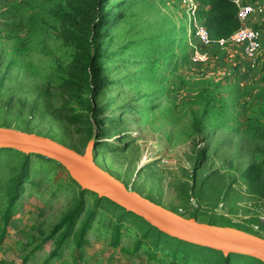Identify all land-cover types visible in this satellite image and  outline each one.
<instances>
[{"label": "rangeland", "instance_id": "rangeland-1", "mask_svg": "<svg viewBox=\"0 0 264 264\" xmlns=\"http://www.w3.org/2000/svg\"><path fill=\"white\" fill-rule=\"evenodd\" d=\"M174 1L169 0L167 6L166 0H109L105 7L112 15L120 12L122 18L105 28L102 48L108 57L102 58L100 66L108 68L107 80L97 84L92 96L95 118L91 124L101 133L91 139L95 163L131 190L186 218L195 211L198 222L246 227L264 237V194L241 176L250 163L264 157V144L244 135L242 117L236 113L242 110L243 99L252 98L259 87V66L245 85L227 88L221 80L214 91L228 102L223 119L215 121L211 115H202V101L194 96L195 90L204 87L202 79L189 80L175 91L178 78L169 71L170 65L162 69L165 79L156 80L148 71V49L141 55H135L141 49L123 51L130 41L159 33L166 22L175 28L180 23L183 33L188 30L187 15ZM56 3L64 4L63 0H0V126L43 135L74 149L81 133L60 118L63 112L70 114L79 107L55 81L75 49L65 42L49 12ZM244 91L248 94L241 99ZM193 117L201 118L199 131ZM19 153L0 148V234L4 233L0 262L44 264L55 242L42 240L59 222L78 188L61 165L29 155L25 178L18 183L19 194L5 224L10 175L21 165ZM207 175L210 184L199 193V183ZM195 181L196 195L190 189ZM85 199L94 202L89 193ZM96 212L82 255L78 257L72 243L66 242L45 264H73L74 258L78 264H173L166 250H153L155 259L150 258L148 241L134 249L140 233L129 220L114 246L110 234L114 211L102 202ZM238 259L237 264L247 261Z\"/></svg>", "mask_w": 264, "mask_h": 264}, {"label": "trees", "instance_id": "trees-1", "mask_svg": "<svg viewBox=\"0 0 264 264\" xmlns=\"http://www.w3.org/2000/svg\"><path fill=\"white\" fill-rule=\"evenodd\" d=\"M108 1L109 0H63V5L56 3L49 9L51 16L60 25L65 42L75 49L72 60L67 67L63 69L62 75L56 78L55 84L57 88H60L62 91H67L68 95L73 98L74 102L79 107V110L74 109L70 114H64V109H60V111L63 112V117L60 119L65 124L76 125L78 132L81 133L79 145H76L74 148L78 152H80V148L84 150L88 142L93 139L95 135L99 136L101 134L98 130H95L91 124L92 120L94 121L95 118L92 96L95 88H97V84L107 80L105 73L108 71V68H102L100 66L102 58L108 57L102 48L104 42L103 37L106 35L105 28L111 27L115 23L116 18H122L120 12L112 15L110 9H105ZM196 1L199 5L197 16L207 28L211 38L227 37L239 27V22L236 18L237 6L233 0ZM116 6H120V4ZM206 6H208V8H206ZM26 19L29 20L30 18ZM163 46L166 47L163 48ZM135 49L142 50L141 52H135V55H141L145 52L144 50H149L146 51L149 54L150 63L148 71L150 74L154 75L153 78L156 80L165 79L162 69L164 66L170 65L169 71L174 72V76L176 79L178 78L177 85L173 87L175 91L182 89L189 80L200 82L202 79L201 82L204 84V87L194 91V96H196L199 101H202V115H211L215 121L223 119L226 113L228 98L221 96L222 94L219 95L218 92L214 90L221 84V80H225V76L214 80L210 76L200 75L203 63H188V55L190 53H188L186 38L181 30L180 23L177 25V28H175L170 22H166L165 25L160 27L159 33L151 34L145 40L136 39L135 41H130L128 45L123 47L124 52ZM258 66V73L260 74L258 78L259 87L249 100L243 99L244 95L246 93L248 94L247 91L241 94V99H243L241 105L242 110H236V113L242 117L240 126L243 128L244 135L252 141L260 140L264 144V59H259L256 69ZM182 69L189 70L191 73H182L180 72ZM195 69L196 72H193ZM256 69H254L253 74ZM101 73L104 75H100ZM191 74L197 75V77H189ZM245 83L247 82L241 81L238 84L229 83L225 84V87L232 88L227 85L238 87V85H245ZM252 101H254V103H252ZM217 104H220V106L217 107ZM193 120L196 131H199L200 128L198 124L201 118H194ZM261 153L264 155V150ZM19 154L22 157L21 165L10 175V191L7 194L8 201L4 208L5 224H7V221L10 219L9 214L12 212L13 201L19 194V182L25 178L24 173L28 169L29 155H32L23 152ZM241 176L245 178L248 183L252 184L255 189L264 194V157H261V159L256 162L250 163L242 171ZM207 178L208 175L205 177L206 180L200 181L198 186L199 193L202 189L204 190L205 184H210ZM72 182L78 188L77 196L73 198L72 202L68 204L65 212L61 214L59 222L53 226L49 234L42 240V242H45L53 239L55 242V246L48 258L44 261V264L57 256L63 244L66 242L72 243L77 251L76 255L78 257L82 255V247L87 244L85 236L96 216V209L102 202L106 204L108 209L114 211L113 214L115 219L110 223L112 228L110 234L114 238V246L118 243L121 234L120 229L123 227L124 222L129 220L137 227L140 233L139 236L135 238L134 249H138L140 245L148 241L152 251L148 249L147 252L149 254H147L153 259H155L153 250L159 249L166 250L171 255L173 264H237L240 263L239 257L247 258V261L243 264H263L261 261L249 256L233 253L225 256L220 251L171 237L151 226L141 217L126 211L109 199L98 197L93 192L81 189L75 181L72 180ZM13 183L14 187L12 188L11 185ZM124 184L127 186L126 183ZM197 184V181H195L190 186V189L193 190L195 195ZM86 193L93 196L94 202L85 199ZM171 211L179 213L176 209H172ZM195 213V211L192 212L190 217L187 218H194L197 221ZM256 221V219H251V222ZM224 226L232 227L229 224ZM235 227L255 234L246 227ZM262 228L264 230V226H262ZM3 235L4 233L2 232L0 237H3ZM38 247L39 245H36L29 253ZM29 253L24 255V261L29 258ZM77 259L78 258H74L75 263L73 264H78ZM0 264L7 263L0 262Z\"/></svg>", "mask_w": 264, "mask_h": 264}, {"label": "water", "instance_id": "water-1", "mask_svg": "<svg viewBox=\"0 0 264 264\" xmlns=\"http://www.w3.org/2000/svg\"><path fill=\"white\" fill-rule=\"evenodd\" d=\"M1 147L55 161L81 189L109 199L162 233L220 251L225 256L241 254L264 264V237L234 227L198 222L150 201L95 163L92 140L81 153L49 137L0 126Z\"/></svg>", "mask_w": 264, "mask_h": 264}, {"label": "built area", "instance_id": "built-area-1", "mask_svg": "<svg viewBox=\"0 0 264 264\" xmlns=\"http://www.w3.org/2000/svg\"><path fill=\"white\" fill-rule=\"evenodd\" d=\"M185 10L188 24L192 35L198 44L191 46L188 63H205L209 58L208 49L223 50L229 44L242 45L244 56L250 67L254 70L258 65V52L262 45V34L259 29L245 24L248 15L253 12L254 7L250 4H243L240 0H233L237 6L236 18L239 27L229 36L211 38L207 28L197 16L199 5L196 0H178Z\"/></svg>", "mask_w": 264, "mask_h": 264}, {"label": "crops", "instance_id": "crops-1", "mask_svg": "<svg viewBox=\"0 0 264 264\" xmlns=\"http://www.w3.org/2000/svg\"><path fill=\"white\" fill-rule=\"evenodd\" d=\"M240 1L243 4H250L254 7L253 12L248 15L245 24L260 30L262 34V45L259 49L258 56L260 60L264 59V0ZM173 3L176 4L179 9L184 11L182 13L184 15L185 10L180 2L175 0ZM166 5H171L169 0H166ZM206 8H208V6H206ZM183 17L184 16L181 18ZM184 37L186 38L189 51L188 53H190L191 46L198 44V41L192 35L191 29L189 27L188 30L184 32ZM208 53L209 58L205 63L202 64V71L200 72V75L210 76L214 80L223 78L225 76V84L230 83L231 81L238 84L241 81L246 82L254 71L244 56L242 45L229 44L223 50L210 48L208 49ZM193 72H196V69L193 70ZM189 77L196 78L197 75L191 74Z\"/></svg>", "mask_w": 264, "mask_h": 264}]
</instances>
